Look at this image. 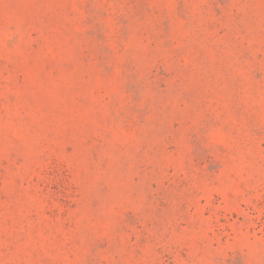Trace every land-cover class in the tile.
I'll list each match as a JSON object with an SVG mask.
<instances>
[{
  "label": "rangeland",
  "instance_id": "rangeland-1",
  "mask_svg": "<svg viewBox=\"0 0 264 264\" xmlns=\"http://www.w3.org/2000/svg\"><path fill=\"white\" fill-rule=\"evenodd\" d=\"M0 264H264V0H0Z\"/></svg>",
  "mask_w": 264,
  "mask_h": 264
}]
</instances>
